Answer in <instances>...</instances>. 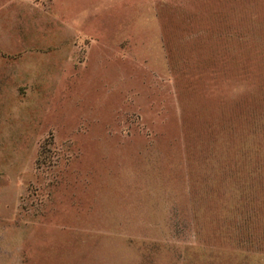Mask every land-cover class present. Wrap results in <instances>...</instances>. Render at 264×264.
I'll use <instances>...</instances> for the list:
<instances>
[{
	"label": "rangeland",
	"instance_id": "374dc122",
	"mask_svg": "<svg viewBox=\"0 0 264 264\" xmlns=\"http://www.w3.org/2000/svg\"><path fill=\"white\" fill-rule=\"evenodd\" d=\"M0 264H264V0H0Z\"/></svg>",
	"mask_w": 264,
	"mask_h": 264
}]
</instances>
